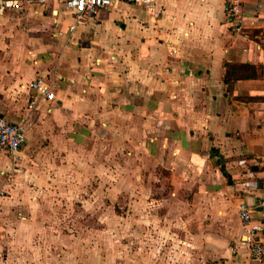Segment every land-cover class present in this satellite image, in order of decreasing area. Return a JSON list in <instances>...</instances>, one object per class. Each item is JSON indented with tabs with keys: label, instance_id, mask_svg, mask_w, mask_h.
<instances>
[{
	"label": "crops",
	"instance_id": "0c3cea01",
	"mask_svg": "<svg viewBox=\"0 0 264 264\" xmlns=\"http://www.w3.org/2000/svg\"><path fill=\"white\" fill-rule=\"evenodd\" d=\"M19 1L0 13V114L31 126L15 162L0 155V194L18 197L23 169L77 140L114 142L167 178L149 186L169 188L166 232L203 252L195 263L264 264L250 258L239 217L241 203L251 208L264 245V0H238L239 33L233 0L118 3L79 23L64 0ZM226 64L257 76L227 81ZM37 77L54 100L28 111Z\"/></svg>",
	"mask_w": 264,
	"mask_h": 264
},
{
	"label": "rangeland",
	"instance_id": "374dc122",
	"mask_svg": "<svg viewBox=\"0 0 264 264\" xmlns=\"http://www.w3.org/2000/svg\"><path fill=\"white\" fill-rule=\"evenodd\" d=\"M82 143L23 169L18 197L0 194V264H197L203 252L166 232L156 162Z\"/></svg>",
	"mask_w": 264,
	"mask_h": 264
},
{
	"label": "built area",
	"instance_id": "2783aa9c",
	"mask_svg": "<svg viewBox=\"0 0 264 264\" xmlns=\"http://www.w3.org/2000/svg\"><path fill=\"white\" fill-rule=\"evenodd\" d=\"M152 0H64L65 7L74 16L75 22H83L84 18L95 15L99 10L114 6L118 3H137L149 7ZM238 0H233L228 8L230 20L233 22L235 32L242 30V23L239 17ZM19 0H0V13L6 10L20 8ZM33 92L26 108L32 111L36 108L39 100L53 101L54 93L51 90V83L43 77H37L27 84ZM31 126L28 119L17 122L8 121L0 114V155L6 154L12 162L16 160V154L25 140L27 129ZM264 162V157L262 158ZM257 205L264 211V182L263 193L257 201ZM239 217L245 230V244L250 258L264 260L263 233L259 226L251 225V208L244 203L239 206ZM1 255V248H0Z\"/></svg>",
	"mask_w": 264,
	"mask_h": 264
},
{
	"label": "trees",
	"instance_id": "16d2710c",
	"mask_svg": "<svg viewBox=\"0 0 264 264\" xmlns=\"http://www.w3.org/2000/svg\"><path fill=\"white\" fill-rule=\"evenodd\" d=\"M257 76L253 66L248 64H226L224 79L229 81L240 78H254Z\"/></svg>",
	"mask_w": 264,
	"mask_h": 264
}]
</instances>
